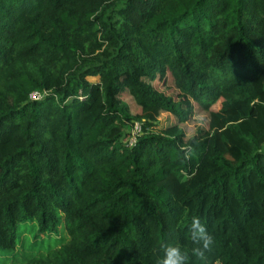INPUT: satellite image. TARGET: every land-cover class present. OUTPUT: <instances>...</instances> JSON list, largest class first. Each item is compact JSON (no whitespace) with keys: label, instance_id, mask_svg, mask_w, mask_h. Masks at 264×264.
Here are the masks:
<instances>
[{"label":"trees","instance_id":"trees-1","mask_svg":"<svg viewBox=\"0 0 264 264\" xmlns=\"http://www.w3.org/2000/svg\"><path fill=\"white\" fill-rule=\"evenodd\" d=\"M191 216L264 264V0H0V264H157Z\"/></svg>","mask_w":264,"mask_h":264},{"label":"rangeland","instance_id":"rangeland-1","mask_svg":"<svg viewBox=\"0 0 264 264\" xmlns=\"http://www.w3.org/2000/svg\"><path fill=\"white\" fill-rule=\"evenodd\" d=\"M89 79L95 81L98 79V76H92V77H89ZM152 84L154 85V87L156 89L164 91L167 94L173 95L174 98L181 99L182 101L186 102V98L182 97V94L179 93V91L177 90L175 85L172 83L171 77H170L168 72H165V73L158 75L156 77V79H154L152 81ZM123 98L130 101L129 103L131 104L132 109L139 111L137 109L138 107L133 102H131V99L129 98V96L127 94H125L123 96ZM193 104H194V102H193ZM194 105H196V104H194ZM156 119H158L157 121L160 125V127H158V130H161V131L166 130L165 132L169 133V132H173V131L180 128L183 131L184 138H186V137H188V135L194 133L198 128L205 127L206 122H207L205 112L202 110H197V108H195L193 114L189 116L188 120H186L184 122H179V123H177L178 125H176L172 128H168V129L165 128V127H168L170 124H173L176 122V117L172 113H170L168 111H158V113L156 115ZM130 131H131V128H130ZM125 138H128V136H126ZM29 227H30V225H28L26 227L22 226L21 230L19 227V232H18V236H17L18 239L23 238V236H25V239H27L26 242L24 243L25 246L28 244V241L31 240V237H32L31 236L32 233L28 230ZM23 228H24V230H22ZM63 233H64V231H63ZM57 241H58V239H57L56 235H54V237L45 238L43 241V245H44L43 248H40L39 250H37V252L45 251V249H48V247H50L51 244H52V246L57 244ZM35 246L37 247V245H35ZM22 249H23V247H22ZM23 250L25 251L23 257H30L31 256L30 253L32 251L29 252V250L27 248H25ZM3 254L5 256V260L10 261V262L12 260L19 258V256H20L17 254H7V253H3ZM0 261H2V260H0Z\"/></svg>","mask_w":264,"mask_h":264},{"label":"clouds","instance_id":"clouds-1","mask_svg":"<svg viewBox=\"0 0 264 264\" xmlns=\"http://www.w3.org/2000/svg\"><path fill=\"white\" fill-rule=\"evenodd\" d=\"M187 228L192 242L190 253L180 246L167 244L162 248V256L157 264H193V258L199 264H206L207 257L216 245L215 237L208 231L206 223L199 216H191Z\"/></svg>","mask_w":264,"mask_h":264},{"label":"built area","instance_id":"built-area-1","mask_svg":"<svg viewBox=\"0 0 264 264\" xmlns=\"http://www.w3.org/2000/svg\"><path fill=\"white\" fill-rule=\"evenodd\" d=\"M39 96H40V93L37 91H33L31 94V97L33 98H37ZM140 129H141L140 123L138 121H135L134 125L131 127L130 133L127 135L129 144H132L135 141L137 134L140 132Z\"/></svg>","mask_w":264,"mask_h":264}]
</instances>
